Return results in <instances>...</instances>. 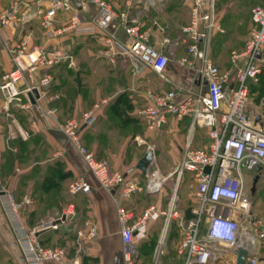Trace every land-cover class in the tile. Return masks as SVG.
<instances>
[{"label":"built area","instance_id":"obj_1","mask_svg":"<svg viewBox=\"0 0 264 264\" xmlns=\"http://www.w3.org/2000/svg\"><path fill=\"white\" fill-rule=\"evenodd\" d=\"M137 1L150 10L162 1L172 0ZM218 1L185 0L190 9L188 23L182 25L174 37L163 36L161 39L154 35L153 29L143 27L139 15L131 16L128 9H115L110 0H14L8 9L0 12V31L13 23H25L35 12L47 39H54L66 31L77 36L103 35L99 55L110 65L128 68L136 78L153 71L162 81L168 82L169 88H151L144 93V107L138 111V116L149 132L160 131L170 118L178 122L189 120L191 132L196 128L208 131V146L193 148L189 139L181 147L179 161L166 174L156 163V152L145 175L135 166L113 171L107 161L97 158L82 143L85 131L96 125L105 101L61 122L54 109L37 104L43 97L38 87L20 89L23 68L2 75L0 98L5 102L4 110L25 97L22 107L30 112L38 110V119L32 123V128L36 129L41 121L48 129L65 134L83 157L92 176L114 197L124 264H149L142 261L136 236L159 216L165 218L168 228L176 221L183 231L176 249V259L182 264H217L230 253L235 255L230 264H237L239 248L249 252L244 264H264V214L256 211V195H252L250 187L247 189L246 186L248 176H264V97L259 104L253 105L251 100L252 87L259 85L264 72V0H258L252 9L253 26L244 47L230 52L229 65L225 68L213 60L210 51L214 35L225 33L217 12ZM79 3L91 4L97 9L89 24H84L79 16ZM131 5L128 4V8ZM58 13L66 15V26L62 29L56 28ZM154 28L161 33L165 31L157 22ZM120 30L125 33L126 40L120 38ZM24 50L22 44L15 51L23 53ZM179 50L184 54L177 56ZM65 58L72 60L58 51L42 52L33 62L52 66ZM172 61L185 83L174 84L168 79L166 73ZM50 83V75L41 80L42 87ZM14 135L23 141L31 138V132L21 128ZM137 141L142 143L139 137ZM149 150L155 151V148L149 145ZM188 176L194 183L193 217L190 219L181 213L178 197ZM92 190L86 177L76 179L68 187L71 195H89ZM136 195L160 196L161 200L167 201V209L156 203L135 217L124 203ZM0 196L27 264H78L69 259L67 248L47 247L39 240L40 231L58 228L55 220L39 229L27 226L24 211L34 204V200L25 196L18 201L14 193L4 187L1 170ZM72 214L73 210L67 209L63 218ZM78 237L95 239L97 228L88 224L86 229L78 232ZM151 264L163 263L157 258Z\"/></svg>","mask_w":264,"mask_h":264},{"label":"crops","instance_id":"obj_2","mask_svg":"<svg viewBox=\"0 0 264 264\" xmlns=\"http://www.w3.org/2000/svg\"><path fill=\"white\" fill-rule=\"evenodd\" d=\"M13 1L0 0V12L8 9ZM177 1L179 0L162 1L158 6L146 10L137 0H110L115 9L119 11L128 9L131 16L139 15L143 27L153 29L158 39L163 36L174 37L177 30L188 23L189 7L185 0H180V8L173 7ZM131 3L128 8V4ZM37 8L35 5L34 9ZM78 8L84 24H89L97 14L96 7L91 4L79 3ZM35 15L33 12L25 23L20 25L13 23L0 31V82L4 73L23 68L24 76L19 82L20 89L38 87L43 97L37 104L54 109L61 122L105 101L96 125L85 131L82 143L89 151L94 152L97 158L107 161L113 171L137 167L149 150L150 143L147 142V138L154 139L156 132H149L143 123L146 128L145 138L141 136L139 138L145 142L137 145V133L127 132L126 125L137 121V107L142 100L145 103V91L151 88H169L168 82L162 81L153 71L136 78L131 75L128 68L110 65L99 55L103 46L101 34L77 36L71 31H66L54 39H47ZM155 22L165 28L163 33L157 28L155 30ZM65 26L66 15L58 13L56 28L62 29ZM119 36L126 40L122 30L119 31ZM22 44L25 45L23 53L16 52V48ZM56 51L69 56L72 60L65 58L52 66L40 61L33 62V59L42 52ZM183 54V50L177 51V56ZM81 56L85 57L81 60ZM31 67H34V70H31ZM64 72L87 78L84 86L80 87L84 93H75L72 103L69 102V95L65 91L67 87L62 81L65 77ZM47 75H50L51 83L47 87H42L41 80ZM166 75L174 84L185 83L174 61L169 65ZM74 80L76 85L74 83L71 85L74 86L73 91L77 92L78 80ZM257 97V93L251 92L253 105L259 104L264 96L259 102L256 101ZM25 102L26 98L22 97L20 102L14 101L8 110H4L5 102L0 98V170L4 187L10 189L18 201L25 196H31L34 200V204L24 211L27 226L30 229H39L50 220L59 221L57 229L40 231L39 240L47 247L67 248L69 259L76 260L78 264H124L114 197L92 176L83 157L65 134L56 129H48L41 121H38L36 129L32 128V123L38 119V110L30 112L24 109L22 105ZM171 119L175 120L170 118L167 126ZM182 122L190 125L189 120L180 123ZM19 128L31 132L28 141L15 137L14 134ZM183 141L178 139L176 144L179 152L187 143ZM157 146L161 152V146ZM163 162L166 164L165 160ZM160 164L163 168L162 163ZM37 175L39 177H36ZM80 177H86L91 183L93 187L91 194H69L68 183ZM258 193L259 189L255 199ZM152 197L136 195L124 205L137 217L151 205L150 203L142 208L140 202L146 203ZM157 203L164 205V200L159 199ZM257 204L255 203V206ZM67 209L73 210V214L63 218V213ZM88 224H93L97 228V237L92 240L79 239L78 232L86 229ZM138 237L139 235L136 236V245ZM234 256L230 253L217 264H230ZM178 262L182 264L181 261ZM0 264H27L1 205V196Z\"/></svg>","mask_w":264,"mask_h":264},{"label":"rangeland","instance_id":"obj_3","mask_svg":"<svg viewBox=\"0 0 264 264\" xmlns=\"http://www.w3.org/2000/svg\"><path fill=\"white\" fill-rule=\"evenodd\" d=\"M181 1H177L173 7L180 8ZM258 4V0H219L217 5V12L219 17L221 18L222 27L225 30V33L215 34L212 43H211V56L213 60L222 66H227L229 62V55L232 50L242 49L245 41L248 38L251 26H252V9L254 6ZM181 17V16H177ZM224 20V21H223ZM84 42H81V44ZM81 44H79L81 46ZM79 46V47H80ZM83 48V47H82ZM85 56H81V60ZM66 71V70H65ZM65 77L62 80L64 82V86L67 94L69 95V102L72 103L75 93H84V90L80 87L84 86L87 78L85 76L74 75L71 73L64 72ZM77 77V78H76ZM77 79L78 86L77 92L73 91V85ZM62 82V83H63ZM72 87H71V86ZM76 85V83H74ZM70 88V90H69ZM146 90V88H145ZM144 91V90H143ZM144 107V101L140 103L137 107V111ZM71 116V115H68ZM67 118V117H66ZM65 118V119H66ZM64 120V119H63ZM143 119H138L137 122L127 123V132L137 133V138L141 136L143 139L146 134L145 125L143 124ZM145 123V122H144ZM173 128H171V126ZM170 126V127H169ZM175 127V128H174ZM182 127V128H181ZM143 139H140L142 142ZM178 139H183V143L188 139L191 140L192 146L194 148H204L208 146L210 139L208 136V131L204 128H196L191 132L190 125L186 122H178L176 120L171 119L169 125L156 132L155 138H147V142L150 143L151 146L155 148L156 152V163L163 173H168L169 169H172L176 163L179 161L180 152L176 148V144ZM138 145V141H137ZM161 146V152L158 149V146ZM185 146V144H184ZM160 152V155H158ZM166 161V164L163 162ZM36 177H39L37 175ZM193 182V181H192ZM190 181V178L187 179V183H185L178 192V197L181 203V213H183L190 205H192V196L194 192V183ZM72 183V181L70 182ZM68 183V184H70ZM253 178L252 176H248L247 178V189L252 185ZM258 197L255 203H258L255 206L256 211L264 214V177H262L261 181L258 184ZM167 194H164V196ZM60 198V197H59ZM160 199V196H153L151 199L144 202H140L142 208L145 205L151 203L156 204ZM163 209H167V201L164 199ZM166 226V221L163 216H159L150 226L146 228L144 232H142L137 238V246L140 249V252L143 256L145 263H153L159 255L161 240L163 239L164 229ZM183 238V231L178 226L176 221L170 223V226L167 231L166 239L163 244V249L160 254V260L163 264H179L176 259V249ZM147 262H146V261Z\"/></svg>","mask_w":264,"mask_h":264},{"label":"water","instance_id":"obj_4","mask_svg":"<svg viewBox=\"0 0 264 264\" xmlns=\"http://www.w3.org/2000/svg\"><path fill=\"white\" fill-rule=\"evenodd\" d=\"M34 93H35L36 96H38L37 90H35ZM154 158H155V151L148 150L145 153V155L143 156V158L139 161V163L137 165V168L140 171H142V173L145 175L147 173V171L149 170V168L151 167V165H152V163L154 161ZM260 178H261L260 175H256L253 178V183H252V188H251L252 195H255L256 194L257 184H258V181L260 180ZM55 223L57 224V223H59V221H56ZM162 249H163V245H161V247H160V251H159L160 253L158 255V259L160 258V254H161ZM248 255H249L248 250H246L244 248H239L237 250V256H238L237 264H244L245 261H246V257Z\"/></svg>","mask_w":264,"mask_h":264},{"label":"trees","instance_id":"obj_5","mask_svg":"<svg viewBox=\"0 0 264 264\" xmlns=\"http://www.w3.org/2000/svg\"><path fill=\"white\" fill-rule=\"evenodd\" d=\"M255 7V6H254ZM252 26H253V21H252ZM252 26H251V29H252ZM250 29V30H251ZM246 42V41H245ZM244 47V46H243ZM240 50V49H239ZM252 93H257L258 94V97L256 99L257 102L260 101V99L264 96V72L261 76V81L259 83V85H256V86H253L252 87V90H251ZM137 118L138 119H141L138 115H137ZM142 120V119H141ZM137 122V121H135ZM144 123V122H143ZM194 148V147H193ZM190 178V181L192 182V177L191 176H188L187 179ZM187 183V182H186ZM193 204L190 205L183 213L185 215L186 218L190 219L193 217L192 215V208H193ZM142 255V254H141ZM142 261H144L143 259V256H142ZM146 261V260H145ZM147 262V261H146Z\"/></svg>","mask_w":264,"mask_h":264},{"label":"bare ground","instance_id":"obj_6","mask_svg":"<svg viewBox=\"0 0 264 264\" xmlns=\"http://www.w3.org/2000/svg\"><path fill=\"white\" fill-rule=\"evenodd\" d=\"M143 142V141H142ZM167 231H168V227L167 226H165V229H164V234H163V239L161 240L162 242H161V245H163L164 244V242H165V239H166V235H167ZM254 240V239H253Z\"/></svg>","mask_w":264,"mask_h":264},{"label":"flooded vegetation","instance_id":"obj_7","mask_svg":"<svg viewBox=\"0 0 264 264\" xmlns=\"http://www.w3.org/2000/svg\"><path fill=\"white\" fill-rule=\"evenodd\" d=\"M251 188H252V185L250 186V193H251ZM257 190H258V185H257ZM256 193H257V191H256Z\"/></svg>","mask_w":264,"mask_h":264}]
</instances>
